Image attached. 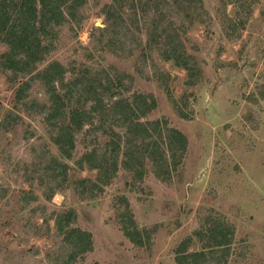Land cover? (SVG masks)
I'll use <instances>...</instances> for the list:
<instances>
[{
    "label": "trees",
    "instance_id": "obj_1",
    "mask_svg": "<svg viewBox=\"0 0 264 264\" xmlns=\"http://www.w3.org/2000/svg\"><path fill=\"white\" fill-rule=\"evenodd\" d=\"M260 1L220 0L217 15L223 37L240 39ZM94 2L103 27L92 30L91 46L83 47L82 58L64 64L54 55L63 32L73 41ZM197 25L212 36L214 20L204 0H0V76L14 94V106L0 121V131L26 128L24 132L34 136L37 123L47 137L37 136L39 142L29 147L27 159L15 161L2 147L0 161L12 162V171L27 184L28 189L18 192L19 204L42 220L34 235L53 240L54 250L48 254L52 263L79 264L94 249L92 234L77 226L75 209L49 208L56 194L70 190L80 201H95L122 172L130 176L125 183L130 189L150 174L168 185L182 180L188 137L166 117L152 118L158 108L155 95L137 90L135 77L108 63V57L127 61L136 56L139 74L149 66L147 77L158 83L178 117L189 121L192 95L175 98L174 77L154 58L183 70L184 85L197 87L204 70L190 52L188 37ZM260 97L264 102V87ZM4 152L7 158L1 156ZM83 171L95 172V177H77ZM8 192L0 187V199ZM114 209L123 236L133 246L150 250L155 229L138 223L125 195L116 197ZM200 222L176 246L175 264H232L244 247L237 241L236 225L213 211Z\"/></svg>",
    "mask_w": 264,
    "mask_h": 264
},
{
    "label": "rangeland",
    "instance_id": "obj_2",
    "mask_svg": "<svg viewBox=\"0 0 264 264\" xmlns=\"http://www.w3.org/2000/svg\"><path fill=\"white\" fill-rule=\"evenodd\" d=\"M204 3L214 20L212 36L207 37L201 25L188 32L190 52L202 63L203 81L188 88L183 70L154 58L162 71L174 77L171 88L175 98L192 95L187 108L193 112L191 120L178 117L158 83L147 77L151 75L149 66L144 74L137 72L136 56L127 61L108 57V63L135 77L137 90L155 95L158 108L152 118L166 117L188 137L189 149L182 180L172 184L161 183L150 174L130 189L125 185L130 176L122 172L95 201H80L70 190L53 197L51 210L75 209L77 226L93 236L94 249L79 264H175L176 246L211 211L233 222L237 241L244 244L232 264H264V102L260 97L264 87V0L254 8L241 38L231 41L221 33L217 15L220 0ZM90 4L77 37L71 41L63 32L54 55L64 64L82 58L83 47L91 46L92 30L103 27L98 3ZM228 12L233 13L232 6ZM13 106V88L0 76V121ZM33 125L37 130L34 136L24 132L26 128L15 133L0 131V152L7 147L15 161L27 159L29 147L39 142L37 136L47 138L41 125ZM1 156L7 158V152ZM13 165L0 161V187L9 191L0 199V264H54L48 259L54 250L53 240L34 235L42 220L21 210L17 195L28 186L12 171ZM77 177L93 179L95 172H78ZM121 195L128 198L138 223L155 229L150 250L133 246L120 231L114 208L116 197ZM199 247L198 243L194 246ZM7 251L15 256H8ZM26 252L29 254L24 255Z\"/></svg>",
    "mask_w": 264,
    "mask_h": 264
}]
</instances>
